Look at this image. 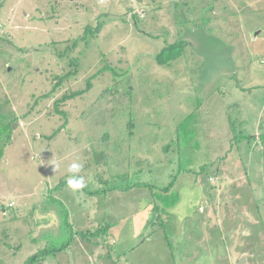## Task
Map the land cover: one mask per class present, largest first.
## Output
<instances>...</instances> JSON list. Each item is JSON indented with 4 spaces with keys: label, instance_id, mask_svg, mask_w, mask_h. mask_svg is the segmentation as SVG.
Returning <instances> with one entry per match:
<instances>
[{
    "label": "rangeland",
    "instance_id": "374dc122",
    "mask_svg": "<svg viewBox=\"0 0 264 264\" xmlns=\"http://www.w3.org/2000/svg\"><path fill=\"white\" fill-rule=\"evenodd\" d=\"M0 5V121L17 118L0 161V264L66 242L38 264H264V0ZM177 41L181 57L158 66ZM241 134L255 139L230 149ZM73 162L86 187L55 188ZM177 172L161 229L146 223L148 191H107Z\"/></svg>",
    "mask_w": 264,
    "mask_h": 264
},
{
    "label": "trees",
    "instance_id": "16d2710c",
    "mask_svg": "<svg viewBox=\"0 0 264 264\" xmlns=\"http://www.w3.org/2000/svg\"><path fill=\"white\" fill-rule=\"evenodd\" d=\"M3 1V0H1ZM1 7V5H0ZM134 18H136L135 16H133ZM136 21V20H135ZM101 26L102 23H98L95 27V29H86L84 31V37L83 39L86 38V35L90 34L91 36L96 35L100 30H101ZM187 43L186 42H182V41H177L174 43H171L169 45L164 46L163 48L160 49L159 52L156 53V55L154 56V61L158 66H169L171 63H173L175 60H177L178 58L181 57V55L183 54V51L186 47ZM84 93V91H79V92H73L70 93L68 95H64L62 96V98H60L59 100L56 101L55 103V112L58 115H62L65 118V112L64 111H60L58 110V106L61 103H64L65 101L74 99L75 97H78L80 95H82ZM194 114H190L188 115L186 118H184V120H182L181 124L178 125V128L184 129L188 123V121L193 120L194 119ZM16 119H13L10 122H5L2 123L0 121V161L3 157L4 154V149L5 147L9 144L10 140H11V134H12V127L11 122H16ZM66 125V122H64V124L62 125L61 128H59L58 130H56L50 137L49 139H52L61 129H63ZM231 127H233V124H230ZM250 139H255L253 136L251 135H238V136H234V138L231 139V143H230V149H232V147L234 145H237L238 142L240 141H249ZM258 139L260 140L261 144L264 145V135H259ZM235 141V142H234ZM234 142V143H233ZM230 149L228 151H230ZM212 165V164H211ZM180 172H184V170H180ZM179 175V172H177L174 175H171V179L169 181V183L164 186V187H157L156 185L153 184H149V183H145V182H135L133 184H128L124 187H120V188H111L107 191L112 192L114 190H120V191H130L134 188L136 189H143L146 190L150 193V195L153 197V203L151 204L152 206V215H151V219H147V224L150 225L151 227H154L157 225L158 228H163L164 224L162 222L159 221L158 219V215H155L154 212H162V213H169V210L171 208H173L179 201V195L172 192L173 188L176 184L177 181V177ZM67 181V180H66ZM66 181L64 182H60V184L55 187V188H59L62 187L66 184ZM159 203V204H158ZM64 215H65V224H67L68 226L69 223H67V218L68 215L66 213V211H64ZM157 216V217H156ZM111 224H104L103 226H101L98 230L94 231V232H90L87 231L86 233H81V236H83V238H87L88 236H96L97 231L103 232L104 234H107V232L110 229ZM71 242H66L64 243L62 246H58V247H46L40 251H38L37 253H35L34 255L30 256L25 262L24 264H38L42 261H45L49 256L55 255L56 253H58L59 251L61 252L64 249H68L70 247Z\"/></svg>",
    "mask_w": 264,
    "mask_h": 264
},
{
    "label": "clouds",
    "instance_id": "9594fccd",
    "mask_svg": "<svg viewBox=\"0 0 264 264\" xmlns=\"http://www.w3.org/2000/svg\"><path fill=\"white\" fill-rule=\"evenodd\" d=\"M82 169L83 164L79 162H73L68 167V171L72 173V176L66 181V184L67 187L74 192L80 191L86 187L84 178L78 175Z\"/></svg>",
    "mask_w": 264,
    "mask_h": 264
},
{
    "label": "crops",
    "instance_id": "0c3cea01",
    "mask_svg": "<svg viewBox=\"0 0 264 264\" xmlns=\"http://www.w3.org/2000/svg\"><path fill=\"white\" fill-rule=\"evenodd\" d=\"M253 89V88H252ZM238 90H239V94H243V96L242 97H244V95H246V92H247V90H245V89H243L242 87H238ZM241 104H238L237 105V109L239 108V106H240ZM251 108H250V110L253 108V104L251 103ZM249 106V107H250ZM241 107V106H240ZM249 109H247L246 110V114L250 111ZM260 111L258 110L257 111V114H260L259 113ZM239 114H241V113H239ZM241 116H243V114H241ZM255 121H257L258 123H259V125H260V123L261 122H264V117L262 118V116H261V114L258 116V118H257V120H255ZM259 128V127H258Z\"/></svg>",
    "mask_w": 264,
    "mask_h": 264
}]
</instances>
